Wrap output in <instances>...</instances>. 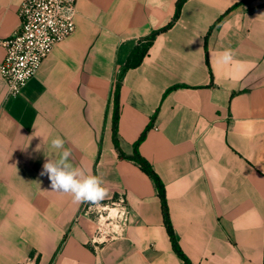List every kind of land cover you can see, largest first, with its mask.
I'll list each match as a JSON object with an SVG mask.
<instances>
[{
    "label": "crops",
    "instance_id": "obj_1",
    "mask_svg": "<svg viewBox=\"0 0 264 264\" xmlns=\"http://www.w3.org/2000/svg\"><path fill=\"white\" fill-rule=\"evenodd\" d=\"M178 1L79 0L75 33L20 95L5 101L0 78V264H185L154 181L115 146L119 80L120 149L133 156L150 126L139 153L165 185L191 263L264 264V0H187L126 68ZM23 2L0 0V42L20 29ZM64 149L102 179L104 201L126 195L124 239L95 251L84 203L51 189L43 165Z\"/></svg>",
    "mask_w": 264,
    "mask_h": 264
},
{
    "label": "built area",
    "instance_id": "obj_2",
    "mask_svg": "<svg viewBox=\"0 0 264 264\" xmlns=\"http://www.w3.org/2000/svg\"><path fill=\"white\" fill-rule=\"evenodd\" d=\"M78 2L24 0L19 9L20 29L0 42L5 50L0 63L5 101L20 95L54 48L75 33ZM81 216L90 224L89 245L95 251L124 239L131 224V209L123 194L98 204L84 203Z\"/></svg>",
    "mask_w": 264,
    "mask_h": 264
},
{
    "label": "clouds",
    "instance_id": "obj_3",
    "mask_svg": "<svg viewBox=\"0 0 264 264\" xmlns=\"http://www.w3.org/2000/svg\"><path fill=\"white\" fill-rule=\"evenodd\" d=\"M232 59V52L226 50L220 57L222 62H229ZM53 149H63L64 140L56 137L52 139ZM41 146L37 147L40 150ZM71 152L64 149L59 159L49 157L43 165L42 175H47L51 182L53 191L71 195L76 203L98 204L108 195L107 190L102 186L103 181L99 176L90 175L79 167H73L69 163Z\"/></svg>",
    "mask_w": 264,
    "mask_h": 264
},
{
    "label": "trees",
    "instance_id": "obj_4",
    "mask_svg": "<svg viewBox=\"0 0 264 264\" xmlns=\"http://www.w3.org/2000/svg\"><path fill=\"white\" fill-rule=\"evenodd\" d=\"M186 1L187 0H179L178 1L177 8H176V15H175V18L172 21V23H170L164 29L155 32L153 34V36L148 39L146 47H144L143 49H139V48L136 49L132 53V55L130 56L126 68L137 67V66H139L141 64V62L143 61L144 57L146 56V54L148 52V49H149V46L152 44V41L155 38V36H157L161 32H164V31L170 29L177 22V20L179 19L180 15H181V11H182L183 5H184V3ZM229 12L230 11H228L227 13H229ZM120 89H121V80H119V82L117 83L116 89H115V93H114V100H115L114 142H115V146L119 150L120 156L122 158L131 159V160L136 161L138 164H140L142 170L146 174H148V176H150V178L154 181V183L156 185V188L158 190V195H159V197L161 199V202H162V210H163L164 222H165L168 234L170 236V240H171L173 249L176 252V254L185 262V264H192L191 261L188 259V257L183 252V250H182V248H181V246H180V244L178 242L177 236L175 234L173 225L171 223L170 211H169L167 197H166L165 185L162 182V180L159 177V175L154 171L152 166L146 160H144L141 157L140 153H139V146L145 140L146 134H147L150 126H148V128L144 131V133L140 137V139L136 142L135 151H134V155L133 156H131V157L126 156L120 149L118 136H117L118 122H119V118H120Z\"/></svg>",
    "mask_w": 264,
    "mask_h": 264
}]
</instances>
